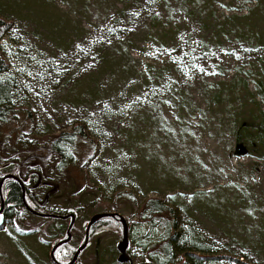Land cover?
<instances>
[{"label":"rangeland","instance_id":"1","mask_svg":"<svg viewBox=\"0 0 264 264\" xmlns=\"http://www.w3.org/2000/svg\"><path fill=\"white\" fill-rule=\"evenodd\" d=\"M0 15L14 23L3 76L34 115L12 114L0 136L47 137L81 121L97 140L50 164L63 197L75 192L87 208L121 190L166 197L200 243L264 264V140L253 151L239 138L255 133L242 130L250 118L264 121V0H0ZM47 227L29 216L36 233L1 228L0 264H55ZM114 240L96 234L83 261L96 250L109 263Z\"/></svg>","mask_w":264,"mask_h":264},{"label":"trees","instance_id":"2","mask_svg":"<svg viewBox=\"0 0 264 264\" xmlns=\"http://www.w3.org/2000/svg\"><path fill=\"white\" fill-rule=\"evenodd\" d=\"M13 26L12 20L0 15V132L12 114L16 115L20 110L28 111L32 121L34 116L31 110L15 104L18 84L13 78L3 76L11 67L10 61L4 55L3 39L11 32ZM250 127L254 128L255 133H250L245 138L243 136L239 138L247 141L251 149L256 151L258 148L255 141L258 138L264 140V121L256 123L254 118H250L246 124L242 125V130L247 131ZM11 134L6 138L0 136V183L2 175L15 174L24 184L26 200L39 212L56 215L74 213L76 216L71 240L56 251L59 261L67 263L72 259L85 240L87 223L94 214L118 212L121 203H124L131 207V216H135V219H132L131 216L126 218L130 226L128 251L136 264H211L221 260L253 264L243 262L240 257L223 253L216 247L200 243L198 238L183 229L179 212L166 197H148L140 201L133 192L121 190L117 191L109 201L98 196L92 208L82 205L76 198L77 193L75 192L63 197L60 180L49 171V166L55 157H58V166L64 164L68 157L78 158L74 151V143L77 140L90 142L93 146L97 145V140L91 136L85 122L77 121L70 131H63L47 137H39L31 129L28 132L19 133L18 139H13L14 135ZM84 173L89 181V173L87 171ZM91 187L89 181L86 188ZM2 192L5 210L4 221L0 224V229L9 225L19 233H36L38 228H27L28 217L32 216L47 223L46 232L51 238L57 236L60 241L68 236L67 231L71 219L39 217L31 213L24 204V190L20 182L7 180L3 184ZM62 198L66 206L62 209L53 207V204L60 202ZM98 208L99 211H97ZM82 214L88 221L79 227L77 221L80 220ZM58 220L64 222V225L57 226L56 221ZM135 230H137L136 233ZM109 232L115 235L114 243L108 249L112 260L107 263L102 252L98 258L95 254L97 251L94 250L93 253H90L92 256L90 262L94 264H124L120 263L117 257L119 253L117 244L122 239V225L115 217H104L92 226L89 244L80 254L76 264L90 263L83 261L84 253L89 245H94L96 234ZM57 242H48V244L53 247ZM245 256V254H241V257ZM253 261L257 262L256 257H253Z\"/></svg>","mask_w":264,"mask_h":264},{"label":"water","instance_id":"3","mask_svg":"<svg viewBox=\"0 0 264 264\" xmlns=\"http://www.w3.org/2000/svg\"><path fill=\"white\" fill-rule=\"evenodd\" d=\"M238 148H239V154L241 155H244V154H247L248 152V149L246 148V146L244 144H238ZM7 178H13L17 181L20 182V184L22 185L23 187V190H24V194H23V201H24V204L25 206L27 207V209H29L33 214L37 215V216H40V217H54V218H62V219H67V218H70L71 219V222H70V225H69V228H68V236L62 240H60L59 242H57L52 250H51V258L52 260L55 262V264H76L80 254L86 249V247L88 246L89 244V240H90V232H91V228L92 226L97 223L100 219L104 218V217H115L117 218L121 225H122V239L118 242L117 244V249H118V252H119V255H118V261L120 263H128V264H134V261L133 259L131 258L130 254H129V246H130V238H129V235H130V226H129V223L127 221V218L122 215L121 213L119 212H101V213H96L94 214L88 224H87V227H86V234H85V240L83 242V244L77 249V251L75 252V254L73 255L72 259L70 262L68 263H62L60 262L57 258H56V251L57 249L64 245V244H67L70 240H71V237H72V229L76 223V216L74 213L72 214H69V215H56V214H47V213H42V212H39V211H36L35 209H33L29 203L27 202L26 200V197H25V187H24V184L22 182V180L14 175V174H7L5 175L2 180H1V183H0V195H1V199H2V202H1V207H0V215L3 213L4 211V206H5V200H4V197H3V193H2V187H3V183L4 181L7 179ZM4 221V218L2 217L1 220H0V224L3 223ZM138 264H148V263H138Z\"/></svg>","mask_w":264,"mask_h":264},{"label":"flooded vegetation","instance_id":"4","mask_svg":"<svg viewBox=\"0 0 264 264\" xmlns=\"http://www.w3.org/2000/svg\"><path fill=\"white\" fill-rule=\"evenodd\" d=\"M5 175H2V178L4 177ZM1 178V179H2ZM7 180H13V181H16V182H18L19 183V181H17V180H15V179H13V178H7L5 181H4V183L7 181ZM1 202H2V199H1ZM0 207H1V204H0ZM4 210H5V207H4ZM4 213V212H3ZM0 219H1V216H0Z\"/></svg>","mask_w":264,"mask_h":264}]
</instances>
